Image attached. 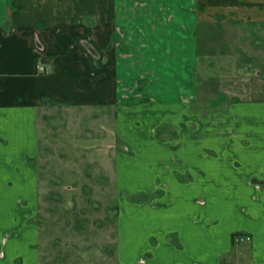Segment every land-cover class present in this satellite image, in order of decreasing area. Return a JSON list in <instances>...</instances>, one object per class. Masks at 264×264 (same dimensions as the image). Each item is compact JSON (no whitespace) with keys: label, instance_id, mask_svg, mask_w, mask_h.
<instances>
[{"label":"crops","instance_id":"1","mask_svg":"<svg viewBox=\"0 0 264 264\" xmlns=\"http://www.w3.org/2000/svg\"><path fill=\"white\" fill-rule=\"evenodd\" d=\"M227 22L261 37L264 0H0V264H264V112L241 135L231 128L239 161L220 162L218 147L195 140L206 117L198 28ZM54 105L95 108L102 133L111 111L115 137L130 143L119 155H136V140L144 142L147 165L115 166L124 176L148 170V180L116 181L110 258L103 245L88 257V245L42 236L38 161L58 134L46 129ZM228 106L219 113L233 120ZM202 151L211 161L202 163Z\"/></svg>","mask_w":264,"mask_h":264},{"label":"rangeland","instance_id":"2","mask_svg":"<svg viewBox=\"0 0 264 264\" xmlns=\"http://www.w3.org/2000/svg\"><path fill=\"white\" fill-rule=\"evenodd\" d=\"M233 23L227 22L223 28L213 23L198 28L201 54L199 62L204 82L200 114L206 117L200 118L201 137L195 140L200 143L201 148L218 147L221 151L218 160L223 163L239 161L234 157H240L232 155V146L227 139L232 133L230 131L234 129L235 136L241 135L236 129H244L245 126L241 124L246 123L248 118L264 112V105L257 108L258 101L264 104V32L259 37L254 30L238 27ZM35 50L41 55L44 50L42 43H38ZM238 102L247 103L238 107ZM225 103H229L228 110H234L237 114L233 120L225 117L227 114L223 109L226 108L219 109ZM95 110L88 108L80 113L59 105L46 107V129L48 133L51 129L58 134L49 141L45 140L50 142L51 147L46 145L47 148L45 147L38 161L41 167V227L42 236L47 243L57 239L62 244L71 242L85 247L88 245V250H82L81 253H89L88 257L95 244H99V247L103 245L107 259L113 251L118 203V188L115 185L117 179L121 175V178H131L136 183L143 178L148 180V170L124 176L115 170L116 163L120 159L122 165L141 167L148 164V155L142 153L144 142L140 143V139L136 140V155H129L128 151L119 155L116 150L121 147L127 150L129 140L125 137L121 139L124 134H120V137L118 132V137H115L111 111L106 118L108 129L105 127V132H100ZM79 120L80 123L77 122ZM184 125V130L189 131V125L186 122ZM130 128H134V125L126 122L124 133L130 134ZM193 140L191 132L185 139L186 145H191ZM256 147V142L250 146ZM201 155L202 163L211 161L212 155L208 152L202 151ZM245 161L252 162L251 159ZM199 173L202 176L200 179L207 175L204 170ZM255 173L249 172L253 179H258L259 175ZM67 184L73 185L67 187ZM124 189L125 187L121 191ZM62 249L69 255L74 254L72 247Z\"/></svg>","mask_w":264,"mask_h":264},{"label":"built area","instance_id":"3","mask_svg":"<svg viewBox=\"0 0 264 264\" xmlns=\"http://www.w3.org/2000/svg\"><path fill=\"white\" fill-rule=\"evenodd\" d=\"M38 68H39V70L42 71V72L47 71V67H46L45 65H43V64H38ZM249 238H250V237H248L247 239H249ZM244 239H245L244 237L241 238V240H244Z\"/></svg>","mask_w":264,"mask_h":264}]
</instances>
